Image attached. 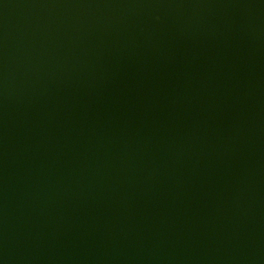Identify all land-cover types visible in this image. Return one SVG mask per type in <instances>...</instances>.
<instances>
[{"label": "water", "instance_id": "95a60500", "mask_svg": "<svg viewBox=\"0 0 264 264\" xmlns=\"http://www.w3.org/2000/svg\"><path fill=\"white\" fill-rule=\"evenodd\" d=\"M0 264H264V0H0Z\"/></svg>", "mask_w": 264, "mask_h": 264}]
</instances>
